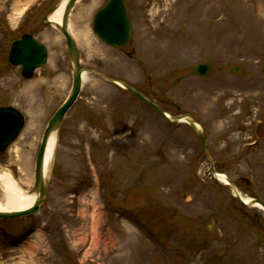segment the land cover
<instances>
[{
	"label": "rangeland",
	"instance_id": "1",
	"mask_svg": "<svg viewBox=\"0 0 264 264\" xmlns=\"http://www.w3.org/2000/svg\"><path fill=\"white\" fill-rule=\"evenodd\" d=\"M60 1L0 0V107L26 118L0 173L9 166L20 179L27 169V189L43 131L72 87L66 39L43 20ZM105 1L78 0L70 14L82 64L171 115L191 114L216 168L264 201V0H127L133 32L122 47L93 30ZM22 32L49 51L31 78L8 57ZM200 62L212 65L206 77L193 71ZM87 75L58 134L47 200L35 214L0 219V264H264L263 210L244 206L211 173L193 127Z\"/></svg>",
	"mask_w": 264,
	"mask_h": 264
},
{
	"label": "water",
	"instance_id": "2",
	"mask_svg": "<svg viewBox=\"0 0 264 264\" xmlns=\"http://www.w3.org/2000/svg\"><path fill=\"white\" fill-rule=\"evenodd\" d=\"M77 1L78 0L67 1L63 11L61 23L53 22L50 18V16L60 7V4L55 6L51 10V12L44 17L45 23L54 25L66 38L72 65L73 83L68 97L50 118L48 125L43 133L42 141L36 159L33 186L31 187V189L25 190V192L29 195L36 194V198L32 205L26 209L17 211H0V218H17L36 213L38 212L40 206L47 200V187L49 183V177H45L44 161L49 140L53 134H59L60 128L68 111L75 104L81 93V89L83 86V75L87 72L99 75L115 84L124 86L136 95L140 96L144 101L155 107L172 121H188L190 125L197 131L203 142L206 153L211 161V170L214 174L220 173L215 167V161L211 156L203 129L197 124L195 119L190 114L169 116L157 104L153 103L149 98L141 94L136 88H134L126 81L109 77L104 73L82 65L79 45L75 36L69 28L70 14ZM93 28L95 33L109 45L121 47L127 44L131 38L132 28L131 21L127 14V10L125 8L123 0H109V2L104 7H102L95 15ZM47 56L48 52L44 44L40 43L33 35L24 34L21 39L15 41L12 45L9 58L10 61L15 65H22L23 75L27 78H30L33 76L35 69L43 65L47 61ZM239 68L240 67L238 66L234 67V71H239ZM211 69L212 67L208 63H199L194 67V71L199 75H207L210 73ZM23 125L24 116L19 110L13 107L0 108L1 149L6 148L10 144V142L15 139ZM226 182L232 186L233 190L235 191V195L239 198L242 204L246 206H252L256 203H260L264 207V202L257 198H253L250 202H245L240 194H238L239 188L237 187L236 183L229 176H226Z\"/></svg>",
	"mask_w": 264,
	"mask_h": 264
},
{
	"label": "bare ground",
	"instance_id": "3",
	"mask_svg": "<svg viewBox=\"0 0 264 264\" xmlns=\"http://www.w3.org/2000/svg\"><path fill=\"white\" fill-rule=\"evenodd\" d=\"M68 0H62L60 3V7L50 16L51 20L56 23L62 22V15L64 8L66 6ZM83 3V2H82ZM82 3L79 6V11L75 15L74 23L77 27L81 23L82 15H79L82 10ZM70 28V24H69ZM78 35L80 38L84 40V42L89 45L90 44V37L87 36L85 31L82 29L79 30ZM83 81H88V75L85 73L83 75ZM59 144V138L57 134H53L49 140V144L47 147V152L44 161V169H45V177L48 178L56 157V151ZM24 151H20L19 148L15 149L16 158H22L21 161H25L24 157H21L20 154H23ZM20 156V157H19ZM16 159V160H17ZM20 169V168H19ZM21 176L20 179L17 178V174L12 167L7 166L1 173H0V182H1V190L3 195V200L0 202V211H17L23 210L28 208L32 205L36 198V194H27L25 192V188L31 184L32 177L27 169H20ZM217 177L220 181L226 182V174L221 173L217 174ZM240 196L243 198L245 202L252 201V197L249 195L244 194L241 190L238 191ZM256 207L260 208L264 212V207L260 203L255 204Z\"/></svg>",
	"mask_w": 264,
	"mask_h": 264
},
{
	"label": "flooded vegetation",
	"instance_id": "4",
	"mask_svg": "<svg viewBox=\"0 0 264 264\" xmlns=\"http://www.w3.org/2000/svg\"><path fill=\"white\" fill-rule=\"evenodd\" d=\"M125 4H126V6H127V8H128L127 0H125ZM6 151H7V149H6V150H1V149H0V164L3 163V158H4L5 155H6ZM15 173H16V172H15Z\"/></svg>",
	"mask_w": 264,
	"mask_h": 264
}]
</instances>
